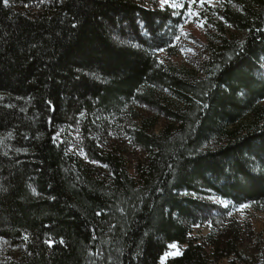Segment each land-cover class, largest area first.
Returning a JSON list of instances; mask_svg holds the SVG:
<instances>
[{"label":"trees","instance_id":"obj_1","mask_svg":"<svg viewBox=\"0 0 264 264\" xmlns=\"http://www.w3.org/2000/svg\"><path fill=\"white\" fill-rule=\"evenodd\" d=\"M213 10L194 69L158 58L178 52L169 6L0 0V264H161L174 243L167 264H220L210 247L260 246L231 218L207 250L190 240L217 209L199 196L264 212V0ZM72 127L88 161L57 139ZM110 140L141 153L134 177Z\"/></svg>","mask_w":264,"mask_h":264},{"label":"rangeland","instance_id":"obj_2","mask_svg":"<svg viewBox=\"0 0 264 264\" xmlns=\"http://www.w3.org/2000/svg\"><path fill=\"white\" fill-rule=\"evenodd\" d=\"M138 1H141L142 4L147 7L157 5L158 7L164 8L169 6L168 4L162 5L160 0ZM175 2L184 6L176 8L171 7L176 15L182 18V23L179 27V35L174 39L175 42L172 45L173 48L178 49V52L177 55L174 56H169L167 53L160 52L158 53V58L164 64L177 67L187 66L188 68L195 69L198 68L199 64L207 57L206 45L210 42V36L217 31L216 22L218 21V17L215 15L213 8L218 5V0H205L203 4L200 0H195V3L191 2V0H175ZM197 13L199 15H197ZM136 115L139 116L140 119H147L155 116L150 111L142 108V106L137 107ZM159 120L156 131L161 129L166 123L164 118H159ZM62 136L69 141L68 152L88 161L86 151L83 147V141L77 128L72 127L68 130L61 128L57 135V139L59 141L63 140ZM110 143H114V145L120 149V153L125 158L126 164L130 169V174L134 177L135 173L133 168L140 158L141 153L131 148L125 141L117 142V140H110ZM142 158L143 157L140 159ZM199 198L211 202L217 209L208 214L209 218L207 221L193 230L190 235V240L201 247L204 246L203 248L207 250L205 246L211 243L210 237L216 242L219 235L225 233L220 229V227L224 226L222 225L224 220L229 218L235 219L241 226L245 228L247 226L251 227L254 237L260 240V246L254 247L250 244H246L248 241H242V237H240L235 242V244L238 245V249L231 254L226 252V248L221 250H217L216 248L214 251L210 247L208 251H212L210 253L211 255L217 252L216 259L221 258L220 264H246V262H250V264H264V212L248 205L234 207L231 202L214 195L212 192L205 196H199ZM215 232L216 234L218 233L216 237L213 236ZM226 234H228V232H226ZM185 247L186 246L179 243L172 244L168 252L161 258V264H167L169 260L182 255ZM215 262L216 261L213 263Z\"/></svg>","mask_w":264,"mask_h":264},{"label":"snow or ice","instance_id":"obj_3","mask_svg":"<svg viewBox=\"0 0 264 264\" xmlns=\"http://www.w3.org/2000/svg\"><path fill=\"white\" fill-rule=\"evenodd\" d=\"M4 4H8V0H3ZM161 4H168L170 7L176 8V7H184L183 5L177 4L175 0H160ZM191 2L195 3V0H191ZM200 2L203 4L205 0H200ZM191 14V13H190ZM197 15H199L197 13ZM243 207V206H242ZM51 243V242H49Z\"/></svg>","mask_w":264,"mask_h":264}]
</instances>
